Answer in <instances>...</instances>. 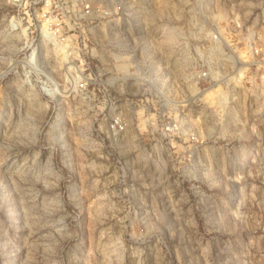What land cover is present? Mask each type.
I'll list each match as a JSON object with an SVG mask.
<instances>
[{
  "label": "rangeland",
  "instance_id": "obj_1",
  "mask_svg": "<svg viewBox=\"0 0 264 264\" xmlns=\"http://www.w3.org/2000/svg\"><path fill=\"white\" fill-rule=\"evenodd\" d=\"M0 264H264V0H0Z\"/></svg>",
  "mask_w": 264,
  "mask_h": 264
}]
</instances>
